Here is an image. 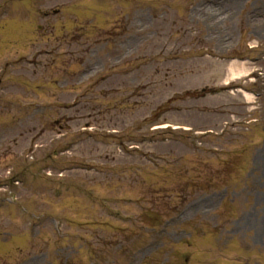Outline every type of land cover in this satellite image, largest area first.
Returning <instances> with one entry per match:
<instances>
[{
    "label": "rangeland",
    "instance_id": "obj_1",
    "mask_svg": "<svg viewBox=\"0 0 264 264\" xmlns=\"http://www.w3.org/2000/svg\"><path fill=\"white\" fill-rule=\"evenodd\" d=\"M4 1L0 0V8ZM159 2L163 6L153 8ZM161 11L163 16L156 18ZM139 12L145 15L142 22L134 18ZM240 35V42L256 39L264 49L261 0H219L212 5L203 0H28L12 6L0 20V199H6L5 206H0V253L9 250L0 255V264H126L129 259L130 264H264V144L252 145L263 133L245 130V124L234 131L235 136L227 127L222 138L209 137L205 146L217 152L192 154L186 168L168 171L171 176L148 165L145 179L140 172L118 178L116 171L108 170L91 177L78 173L69 179L72 184L96 185L93 194L98 197H115L105 192L114 181L140 187L141 191L130 196L144 198V214L149 216L129 226L113 210L109 214L116 219H110L113 217L100 206L96 210L91 199L85 198L90 191L78 192L85 187L62 195L51 191L44 195L39 192L44 188L31 187L21 195H28L35 206L13 200L15 195L7 189V185L17 186L8 180L19 170L42 166L64 187L56 177L61 159L50 165L45 160L48 153L58 156L64 143L75 141L82 128L98 127L99 133L130 130L124 140L139 143L151 136L147 131H135L142 124L139 118L159 106L180 112L166 114L158 123L220 129L233 115L246 121L257 118V124H264V98L260 114L253 112L250 117L236 96H220L218 106L227 108L216 106L214 110L204 106L219 103L216 96H207L204 102L196 97L203 88L219 86L222 80L210 69L209 59H199L198 47L210 46L204 52L218 54L220 49L216 51L214 44L230 48ZM97 46H103L99 62L107 67L119 61L114 69L127 76L94 88L98 85L95 75L78 87L64 71V82L61 69L74 71L79 64L85 66L84 51ZM8 57L12 58L6 61ZM175 57L181 59L172 62ZM32 62L41 66L36 72ZM140 63L147 66L135 73ZM260 67L264 70V63ZM91 69L87 72L94 74ZM175 93L181 96L168 103ZM82 146L75 149L79 154ZM175 148L178 156L191 154L179 145ZM247 152H252L250 157ZM83 154L99 157L97 164H107V169L113 165L115 170L123 169L122 161L125 167L138 163L136 158L117 156L113 143H87ZM253 154L254 170L247 176ZM183 169L186 172L179 173ZM37 184L47 186L41 181L32 186ZM109 205L137 217L141 212L139 204ZM33 217L39 219L35 229L29 226ZM168 218L167 235L172 238L164 242L162 251L137 246L155 224ZM126 226L127 231L122 232ZM151 234L156 236L154 241L163 235ZM220 237L231 240L220 243ZM131 258L136 261L132 263Z\"/></svg>",
    "mask_w": 264,
    "mask_h": 264
},
{
    "label": "bare ground",
    "instance_id": "obj_2",
    "mask_svg": "<svg viewBox=\"0 0 264 264\" xmlns=\"http://www.w3.org/2000/svg\"><path fill=\"white\" fill-rule=\"evenodd\" d=\"M235 76H236V74H235Z\"/></svg>",
    "mask_w": 264,
    "mask_h": 264
}]
</instances>
